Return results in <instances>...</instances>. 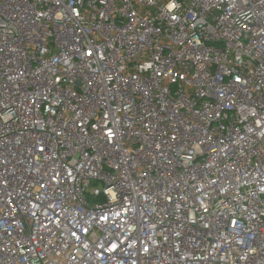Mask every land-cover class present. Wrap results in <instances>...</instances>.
I'll return each mask as SVG.
<instances>
[{"label":"built area","instance_id":"1","mask_svg":"<svg viewBox=\"0 0 264 264\" xmlns=\"http://www.w3.org/2000/svg\"><path fill=\"white\" fill-rule=\"evenodd\" d=\"M0 264H264V0H0Z\"/></svg>","mask_w":264,"mask_h":264}]
</instances>
